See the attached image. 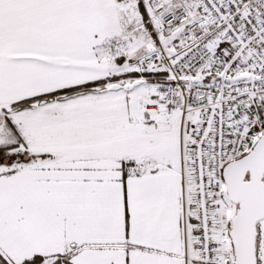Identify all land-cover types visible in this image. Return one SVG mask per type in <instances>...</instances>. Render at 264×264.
<instances>
[{
  "label": "snow or ice",
  "instance_id": "6c2138e0",
  "mask_svg": "<svg viewBox=\"0 0 264 264\" xmlns=\"http://www.w3.org/2000/svg\"><path fill=\"white\" fill-rule=\"evenodd\" d=\"M0 264H264V0H0Z\"/></svg>",
  "mask_w": 264,
  "mask_h": 264
}]
</instances>
